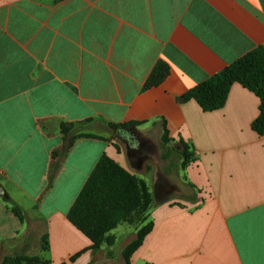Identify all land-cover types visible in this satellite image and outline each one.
<instances>
[{
    "label": "crops",
    "instance_id": "crops-1",
    "mask_svg": "<svg viewBox=\"0 0 264 264\" xmlns=\"http://www.w3.org/2000/svg\"><path fill=\"white\" fill-rule=\"evenodd\" d=\"M259 45L264 0H0V184L25 213L0 196V251L31 240L48 264H121L66 217L106 154L160 195L125 243L152 222L130 264H264L259 98L233 83L217 110L182 100ZM160 61L168 73L145 87ZM162 121L193 146L179 197L155 168Z\"/></svg>",
    "mask_w": 264,
    "mask_h": 264
},
{
    "label": "trees",
    "instance_id": "trees-1",
    "mask_svg": "<svg viewBox=\"0 0 264 264\" xmlns=\"http://www.w3.org/2000/svg\"><path fill=\"white\" fill-rule=\"evenodd\" d=\"M168 73L166 63L160 61L150 73L145 87L157 85ZM233 83H239L259 98V113L251 123V129L264 136V46L259 45L238 59L224 66L219 72L206 80L194 85L182 95V100L193 99L203 111L221 108L227 99ZM137 124V123H135ZM112 127H118L111 124ZM161 147L171 141L165 123L161 124ZM62 133L66 134L69 127L62 125ZM91 136L77 134L73 137ZM181 149L176 150L182 159L181 167L194 160L193 146L179 139ZM165 157V155H164ZM9 210L21 221H24V209L7 193L1 196ZM151 196L145 182L129 173L106 154H102L85 183L69 207L66 217L68 221L92 242V251L102 244H113L114 236L108 234L119 223L127 221L135 212L146 210ZM150 207V206H149ZM148 207V208H149ZM146 219L143 218L142 222ZM152 222L147 221L135 233V237L122 249L125 264H130L131 254L141 245L144 237L152 229ZM47 249V234L40 237V250ZM10 264L32 262V264H48L37 255L17 254L5 258ZM2 264H5L3 262Z\"/></svg>",
    "mask_w": 264,
    "mask_h": 264
},
{
    "label": "rangeland",
    "instance_id": "rangeland-1",
    "mask_svg": "<svg viewBox=\"0 0 264 264\" xmlns=\"http://www.w3.org/2000/svg\"><path fill=\"white\" fill-rule=\"evenodd\" d=\"M161 135H162V128H161L160 138H157V152L156 153L158 155L156 154V156H158V158H157L156 163H155V168L157 169V175L160 177H164L163 174H165L168 171V173H167L168 177H166V178L164 177V178L166 179V181H169L170 183L173 184L172 195L174 197H179V196L183 195V193L181 191V189H182L181 187H182L183 183H182V178L180 175V171L182 169V167L180 166L182 159L179 158L176 150L181 149V147L179 146V144L177 142H174L172 140L168 141L167 144L162 145L163 147H161ZM164 155H165V157H164ZM150 167L152 170L153 169L152 162H151ZM161 174H162V176H161ZM150 196H151V199H150L148 207L153 205L154 203H156L155 202L156 197H157V199L160 197V195L154 196L153 192H150ZM167 197H169V194L167 195ZM148 207L144 211L135 212L134 214H132L130 216V218L127 221L119 223V225H117L115 227V229H113L114 232H117L119 230H123L125 228L128 230L126 233L121 232V231H120V233H117L116 234L117 240H116V237L113 235L114 236L113 244L107 245V246L114 245L113 251H111V252H113V254L119 256V253L121 252V255H122V249L125 247L124 245H125L126 241L129 240V237H130L129 234L131 233V235H132V232H133L132 230L136 229V227L140 224V222H142L144 217H147ZM134 237H135V235H134ZM134 237L131 236L130 239L132 240ZM28 245H29L28 246L29 248L27 250H24L21 252L18 250V251L8 252V254H5L3 251H0V264H2L3 262H5V264H10L9 260L4 261L5 258L14 257L20 253H25L27 255H35V254H32L35 251L34 250L35 244L30 240L28 242ZM119 258H120L119 259L120 263L124 264L125 262L123 263L122 257L120 256ZM21 264H32V262L25 263V261H22Z\"/></svg>",
    "mask_w": 264,
    "mask_h": 264
},
{
    "label": "water",
    "instance_id": "water-1",
    "mask_svg": "<svg viewBox=\"0 0 264 264\" xmlns=\"http://www.w3.org/2000/svg\"><path fill=\"white\" fill-rule=\"evenodd\" d=\"M5 194L4 187L0 184V196H3Z\"/></svg>",
    "mask_w": 264,
    "mask_h": 264
},
{
    "label": "flooded vegetation",
    "instance_id": "flooded-vegetation-1",
    "mask_svg": "<svg viewBox=\"0 0 264 264\" xmlns=\"http://www.w3.org/2000/svg\"><path fill=\"white\" fill-rule=\"evenodd\" d=\"M141 144H142L141 141H138V140H137V142L134 143V145H135V146H138V147H140Z\"/></svg>",
    "mask_w": 264,
    "mask_h": 264
}]
</instances>
